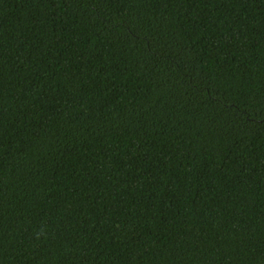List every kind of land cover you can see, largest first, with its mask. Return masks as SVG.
I'll return each instance as SVG.
<instances>
[{"label": "trees", "instance_id": "1", "mask_svg": "<svg viewBox=\"0 0 264 264\" xmlns=\"http://www.w3.org/2000/svg\"><path fill=\"white\" fill-rule=\"evenodd\" d=\"M0 264H264V0H0Z\"/></svg>", "mask_w": 264, "mask_h": 264}]
</instances>
